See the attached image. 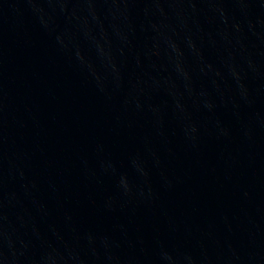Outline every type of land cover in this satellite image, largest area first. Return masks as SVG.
Returning a JSON list of instances; mask_svg holds the SVG:
<instances>
[{
	"label": "water",
	"instance_id": "water-1",
	"mask_svg": "<svg viewBox=\"0 0 264 264\" xmlns=\"http://www.w3.org/2000/svg\"><path fill=\"white\" fill-rule=\"evenodd\" d=\"M0 264H264V0H0Z\"/></svg>",
	"mask_w": 264,
	"mask_h": 264
}]
</instances>
